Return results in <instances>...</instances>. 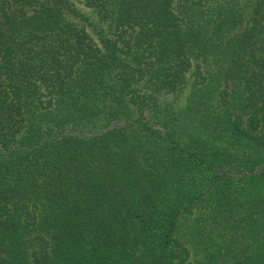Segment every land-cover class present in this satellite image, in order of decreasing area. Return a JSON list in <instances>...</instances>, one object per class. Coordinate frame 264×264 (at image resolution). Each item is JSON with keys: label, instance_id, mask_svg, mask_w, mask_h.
<instances>
[{"label": "trees", "instance_id": "1", "mask_svg": "<svg viewBox=\"0 0 264 264\" xmlns=\"http://www.w3.org/2000/svg\"><path fill=\"white\" fill-rule=\"evenodd\" d=\"M198 209L264 264V0H0V264H173Z\"/></svg>", "mask_w": 264, "mask_h": 264}, {"label": "rangeland", "instance_id": "2", "mask_svg": "<svg viewBox=\"0 0 264 264\" xmlns=\"http://www.w3.org/2000/svg\"><path fill=\"white\" fill-rule=\"evenodd\" d=\"M202 215H205V211L198 209L192 215L185 216L181 220L178 239L190 250V253L186 255L183 252L181 260L174 259L173 264H203L207 262L208 255L204 248L206 246L202 242V238L207 231L203 228ZM180 250L177 251L179 254Z\"/></svg>", "mask_w": 264, "mask_h": 264}]
</instances>
